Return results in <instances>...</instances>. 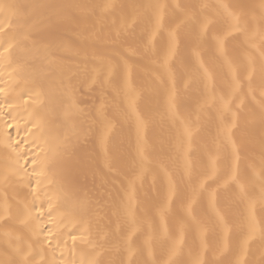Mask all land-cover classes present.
<instances>
[{"label": "bare ground", "instance_id": "obj_1", "mask_svg": "<svg viewBox=\"0 0 264 264\" xmlns=\"http://www.w3.org/2000/svg\"><path fill=\"white\" fill-rule=\"evenodd\" d=\"M16 2L46 7L28 10L33 23L38 25L40 30L36 31L26 26L18 31L14 47L5 53L3 63L0 65V86L6 90L5 93H0V104L3 105L0 107V176L10 174L20 166L27 170L24 174L12 176L11 183L7 186L0 183V214L4 213L7 206L12 216L7 224L0 221V260L20 259L19 256H15L14 249L20 247L28 251L31 245L33 264H44L45 261L51 264L54 257L57 264H60L61 258L80 264L81 259L88 260L93 257L101 260L103 264H108L110 260L119 258L110 250L118 239L132 233L135 245L141 246L150 230L149 226L151 225L153 229L159 228L157 193L162 191L166 183L163 169H167L181 190L185 188L186 182H181L185 161L183 153L177 151V130L181 128L180 121L174 120L167 111L163 88L159 86L157 80L159 77L165 81V85L170 86L168 77L154 62V57L142 55L137 58L133 87L139 92L138 104L141 110H150L153 114V119L144 133L149 149L145 153L146 158L141 162L136 150V129L131 122L124 123L115 115L114 106L122 104L123 98H116L111 89L101 90L97 85L89 86L90 82L84 83L76 93L79 112L73 119H65L64 113L69 108V102L60 88L59 74L50 71L47 53L54 50V45L61 40H81L101 27L104 32L114 34L122 18L131 19L133 16L137 17L136 36L146 40L148 10L142 6L156 3L169 6L170 15L167 22L170 27H174L186 13L199 12L200 5L241 4L245 6L246 11L254 13V17L253 15L246 17L249 32L258 33L262 27L259 8L262 0H16ZM105 3L113 4L115 7L101 17L100 9H93V6ZM60 5L80 7L64 10L70 13L71 23L49 27L45 18L61 12V9L53 7ZM177 5L180 8H177ZM204 11L207 15L214 16L218 9L210 7ZM194 28L193 24L191 29ZM161 38L166 40L167 33L158 34L157 44ZM256 44V48H251L244 43L243 37L227 44L228 55L237 66L235 81L215 49L210 46L201 50L200 58L212 74L211 82L202 74L189 80L186 72L195 64L196 57L191 51L194 45H190L183 35L179 45V56L171 65L177 77L176 83L181 97L179 112L182 117L190 116L193 127L197 129L193 133L190 153L194 169L198 171L207 165V153L215 152L213 137L220 125L221 117L231 121L232 113H235L237 128L233 129V139L240 148L241 156L237 167L245 173V181L253 185L254 195H258L260 190L256 174L259 173L261 138L264 135L258 115L260 90L255 88L253 92H249L248 87L250 73L254 78V85L259 82L261 63L264 62L258 51V38ZM249 57L252 60L251 66ZM9 63L11 67L8 66ZM68 63L73 71H81V68H77L81 63V57L72 56ZM149 85L160 87L159 95ZM234 88L237 91L229 105L231 111H225L220 98L229 99ZM37 92L40 93L39 96L36 95ZM21 94L24 98L32 97L27 105L20 99ZM33 100H37V103H33ZM8 103H12L13 107H8ZM101 105H104L107 114L114 119V143L119 145V151L110 146L107 156L95 134L90 135L87 140L83 137L77 140L75 135L81 127L88 128L91 125L98 128V125H93V121ZM37 122L43 126V133L34 127ZM64 140L69 147L55 157L56 164L49 171L51 183L46 185L59 196L58 215L63 218V223L47 225V218L44 217V223L39 225L40 228L52 227L54 233L60 234L49 244L45 235L36 229L35 224L25 227L19 220L25 206L29 208L32 206V196L29 195L30 190L27 186V178L31 176L32 157L38 152L43 156L41 148L52 156L50 149ZM13 148L19 151H13ZM18 156L22 157L19 166L16 164ZM25 160L29 163L25 164ZM231 163V148L222 149L221 157L217 161L218 169L223 172L226 165L230 167ZM141 168L143 171L137 180L136 192L130 199L129 195H126L128 185L125 175H130L133 169L139 174ZM226 178L225 176L224 179ZM220 184L223 185V180ZM211 188L217 189L220 193L221 203L226 197L231 196V192L225 193L223 188H217L216 184H212ZM243 207L240 206L241 211ZM194 208L197 212L200 211L199 205H194ZM181 212L180 203L174 198L172 215L169 217L170 229L174 230V218ZM256 216L258 221L264 220L259 203L256 205ZM133 220L138 229L134 233L131 227ZM75 224L81 227L77 228L74 234L79 235L85 226L88 227L91 232L89 239L97 244L104 243V250L101 252L97 247L96 252H93L88 244L77 241L75 251H70L72 242L67 232L71 231ZM64 240H68L67 247ZM41 241L44 243L41 244ZM199 246L200 241L196 233L189 232L182 259L188 260L189 250L196 252ZM208 246L204 253V259L208 261H234L238 255L234 239L230 240L232 251L224 255L216 251L217 241L211 235L208 237ZM97 252H101V255L97 256ZM154 254L159 256L158 247ZM140 258L147 260L149 257L145 252ZM244 259L249 261V264H262L264 242L258 238L253 240Z\"/></svg>", "mask_w": 264, "mask_h": 264}, {"label": "snow or ice", "instance_id": "obj_2", "mask_svg": "<svg viewBox=\"0 0 264 264\" xmlns=\"http://www.w3.org/2000/svg\"><path fill=\"white\" fill-rule=\"evenodd\" d=\"M45 5H24L17 3L16 0H0V65L5 58V53L10 52L14 47L16 33L24 27L29 26L36 31L40 28L33 23L32 15L29 9L44 8ZM62 11L47 16L46 22L49 27L61 24L71 23V15L66 9L77 8L79 5H60L53 6ZM115 5L105 3L94 5L93 9L99 8L100 15L103 17ZM148 10V28L146 29V40L138 38L135 34L137 17L131 19L122 18L119 27L112 32H104L101 27L97 31L92 32L89 36L83 37L81 40H61L54 45V50L49 51L48 63L51 66L50 71L57 72L60 76V88L69 102V108L64 113L66 120L73 119L79 109L76 104V93L80 87L90 82L89 86L97 85L101 90L111 89L115 93V97L123 98L122 104H116L115 115L119 119L128 123L131 122L136 129V150L137 156L141 162L146 158L145 153L149 149L147 140L144 137L149 124L153 119V114L150 110H141L139 101V92L133 87V73L138 65L137 58L142 55H150L155 58L160 69L168 77L170 86L165 85V81L157 77L159 86L163 88L165 96V106L174 120H179L181 128L177 130V151L183 153L184 157V172L181 182L185 183V188L181 190L177 181L168 173L167 169H163L166 178L165 186L162 191L157 193V212L159 215V228L153 229L149 226V231L141 246H136L132 233L127 237L118 239L112 245L113 251L118 259H112L108 264H249V261L244 259L247 256L250 244L253 240L259 239L264 242V220L258 221L256 216V205L260 204L261 213L264 214V135L261 138V158L259 165V185L260 190L258 195H254L253 185L247 183L244 179L245 173L237 167V163L241 159L240 148L233 139V129L237 128L236 114L232 113L231 121L221 117V122L217 128V132L213 137V143L216 145L215 152L207 153L208 163L200 170L194 169L190 158L193 143V133L197 129L193 127L190 116H181L179 108L181 105V97L177 88V77L171 69L174 60L179 56V45L181 35L190 44L194 45L191 51L196 57L195 64L191 65L190 70L186 72L189 80L195 76L203 75L209 82L212 80V74L209 72L205 62L200 58L201 50L207 47H212L222 59L224 66L233 76L235 81L237 66L233 59L229 57L227 52V44L231 41H237L243 37L244 43L251 48H256V40H259L258 51L264 61V0H262L260 8V21L262 27L259 32H249L246 17L253 15L245 10V6L241 4H222L217 6L200 5L199 12L192 11L186 13L182 19L175 23L174 27H170L167 22V17L170 15L169 6L162 3L148 4L142 6ZM180 8L179 5L176 6ZM215 7L218 9L214 16H209L205 13V9ZM195 25L194 30L191 29ZM167 33V39L161 38L159 44L156 43L158 34ZM82 41H90L83 43ZM143 49V53H141ZM70 54L69 56L64 55ZM81 57V63L77 68L81 71H73L68 60L72 57ZM252 60L249 57V66ZM11 67V63L8 65ZM82 66V67H81ZM187 83L185 87H187ZM153 91L159 95L160 87L149 85ZM249 92H253L255 88L260 90L259 100V123L264 130V62L261 63V76L259 82L254 85V78L251 73L248 79ZM5 88L0 86V93H5ZM237 89H233L232 96L225 100L221 97L223 108L225 111H231L229 105L233 102ZM40 95L39 92L36 93ZM255 98V97H253ZM7 99V97H6ZM20 99L25 105L28 104L31 96L24 98L21 94ZM37 103V100H33ZM8 107H13L12 103H8ZM0 107H3L0 104ZM93 125H98V128L89 126L88 128L81 127L75 132L77 140L83 137L85 140L90 135L95 134L96 138L105 153L108 155L110 146L116 151H119V145L114 143V128L115 122L113 117H110L105 111L104 105L97 110L96 119ZM7 127V125H6ZM37 130L43 133V126L37 122L34 125ZM11 147V145H10ZM69 145L66 140L59 141L50 149L52 156L44 148L31 159V176L27 178V186L29 195L32 196V206H25L20 214L22 218L19 223L28 227L35 224L39 233L45 235L47 242L51 244L60 235L54 233L52 227L45 226L40 228L39 225L44 223L43 218H47V225H57L63 223V218L59 213V196L46 185L50 184L49 171L55 166V157L68 149ZM231 148L232 163L226 165L223 172L218 169L217 161L221 157V150ZM13 151H19L13 148ZM17 157L16 164L20 165V159ZM25 164L29 161L25 160ZM255 172V169H253ZM143 169H140L138 174L135 169L130 175H125L128 189L126 195L130 199L136 192V183L142 175ZM27 170L22 166L12 170L10 174L0 176V183L6 186L11 183V178L14 175H21ZM227 177L224 179V177ZM33 179L35 183H33ZM223 180V185L220 181ZM212 184H216L217 188H223L225 193L231 192V196L226 197L221 203L220 193L217 189L211 188ZM46 198V199H45ZM180 203L182 212L174 218V230L169 227V217L172 215L173 203ZM206 201V206L204 202ZM37 202H39L37 204ZM45 203L47 209H45ZM194 205L200 206V211L197 212ZM243 205V210L240 206ZM36 213V215H33ZM12 219L10 209L5 207L4 213L0 214V221L5 224ZM81 225L75 224L71 231L67 232L68 238L72 242L70 251H75L77 241L81 244H88L93 252H96L97 247L104 250V243H94L89 239L91 232L88 227H84L79 235L74 234L77 228ZM133 233L138 229L135 221L131 222ZM194 231L199 238V250L193 252L189 250V259L184 260L185 245L187 235ZM141 235H145L141 233ZM212 236L217 241L216 251L220 255H224L232 251L230 240L236 242V250L238 255L233 260H213L204 259V253L208 250V237ZM51 238V239H48ZM44 242L41 241V244ZM65 247L68 246V240H64ZM159 248V256L155 255V249ZM97 252L96 255H101ZM148 254V259L143 260L140 257L144 253ZM15 256L20 259L8 258L0 260V264H33V255L31 245L28 251L17 247L14 249ZM44 264H48L47 261ZM51 264H57L54 257ZM60 264H75V261H64L62 258ZM80 264H103V262L95 257L85 260L81 259ZM264 264V261H262Z\"/></svg>", "mask_w": 264, "mask_h": 264}]
</instances>
